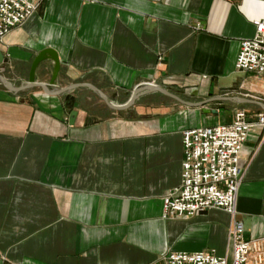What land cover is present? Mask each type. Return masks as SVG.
I'll return each instance as SVG.
<instances>
[{
	"label": "crops",
	"instance_id": "0c3cea01",
	"mask_svg": "<svg viewBox=\"0 0 264 264\" xmlns=\"http://www.w3.org/2000/svg\"><path fill=\"white\" fill-rule=\"evenodd\" d=\"M260 19L264 0H39L0 37V78L22 82L29 58L47 49L56 63L50 89L84 84L110 105L141 83L188 103L247 99L264 82L231 64ZM47 71L37 62L31 81ZM233 109L245 122L261 112L227 101L188 108L156 93L110 111L81 87L55 96L0 89V264H160L165 253L197 251L226 259V215L171 217L159 198L176 184L179 132L225 124ZM235 164L232 218L242 239L264 236L258 128Z\"/></svg>",
	"mask_w": 264,
	"mask_h": 264
},
{
	"label": "built area",
	"instance_id": "2783aa9c",
	"mask_svg": "<svg viewBox=\"0 0 264 264\" xmlns=\"http://www.w3.org/2000/svg\"><path fill=\"white\" fill-rule=\"evenodd\" d=\"M39 0H0V37L7 29L27 17ZM231 68L264 82V19L252 24L251 35L236 42ZM264 105V93L243 94ZM250 127L264 133V112L243 120L240 109H233L225 124L182 130L178 134L177 180L159 198L160 214L187 217L193 212L215 209L227 217L225 242L227 257L207 252L165 253L160 264H264V236L242 239L240 226L232 218V199L240 170L235 155Z\"/></svg>",
	"mask_w": 264,
	"mask_h": 264
},
{
	"label": "water",
	"instance_id": "95a60500",
	"mask_svg": "<svg viewBox=\"0 0 264 264\" xmlns=\"http://www.w3.org/2000/svg\"><path fill=\"white\" fill-rule=\"evenodd\" d=\"M42 60L48 63V71L46 74V78L44 82L42 83L32 82L31 81V70L33 69V67L36 65L37 62L42 61ZM0 62H1V59H0ZM55 67H56V63L54 61V58L51 52L47 49H39L29 58L26 64V67H25L23 81L15 84L14 86H11L10 84H8L7 82H5L4 80L0 78V89L5 93L14 94L21 90L34 88L38 92H40V94L42 95L55 96V95H58L64 92L65 90H68L69 88L81 87L87 90L89 93H91L105 109L110 110V111H118V110L125 108L130 103V101L138 95L156 93L178 105H181L183 107H188V108L199 107L200 105L208 101H227V102H233V103L251 104L257 107L261 112H264L263 104H260L250 99H241V98H234V97H231V98L218 97V98H209L202 102L188 103V102L179 100L174 95L166 92L163 88H160L155 85L143 84V83L130 87L128 91L126 92V95L123 101L120 104L110 105V104H107L95 90H93L92 88L84 84H71L68 86L61 87V88L50 89ZM64 124L66 126L69 125V121L67 120V118L64 120Z\"/></svg>",
	"mask_w": 264,
	"mask_h": 264
},
{
	"label": "rangeland",
	"instance_id": "374dc122",
	"mask_svg": "<svg viewBox=\"0 0 264 264\" xmlns=\"http://www.w3.org/2000/svg\"><path fill=\"white\" fill-rule=\"evenodd\" d=\"M225 115H226V114H220L219 117L222 118V117H225Z\"/></svg>",
	"mask_w": 264,
	"mask_h": 264
}]
</instances>
